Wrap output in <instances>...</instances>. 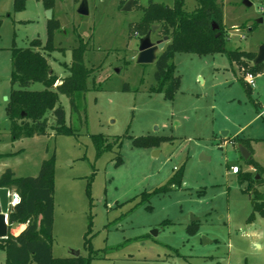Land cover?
<instances>
[{
  "label": "rangeland",
  "instance_id": "obj_1",
  "mask_svg": "<svg viewBox=\"0 0 264 264\" xmlns=\"http://www.w3.org/2000/svg\"><path fill=\"white\" fill-rule=\"evenodd\" d=\"M44 1L26 0L16 12L14 0H0V175L10 169L16 177H36L42 161L53 157V257L78 252L97 254L90 264H264V218L256 214L247 222L253 195L238 181L239 169L249 167L236 142L248 139L251 158L264 168V63L255 77L227 57L264 46V24L256 23L264 0H221L224 52L175 53L179 82L171 99L151 90L154 64L136 63L139 37L130 27L149 0H137L129 11H123L127 0H86L87 15L76 12L81 0H50V20L59 23L53 46L64 51L44 49L50 21ZM195 7V0H185V11ZM158 30L152 40L162 38ZM77 34L87 43L84 65L93 71L87 90L75 95L76 111L59 96L73 133L55 135L48 128L46 135L12 141L11 50L33 49L62 79ZM33 40L40 44L32 46ZM246 73L255 78L248 93L239 80ZM43 89L40 83L29 87ZM45 117L53 126L52 113ZM98 136L111 148L98 153ZM145 137L157 146L139 145ZM181 167L179 187L142 199ZM258 192L264 195V187ZM190 224L198 225L195 235L187 232Z\"/></svg>",
  "mask_w": 264,
  "mask_h": 264
},
{
  "label": "trees",
  "instance_id": "obj_2",
  "mask_svg": "<svg viewBox=\"0 0 264 264\" xmlns=\"http://www.w3.org/2000/svg\"><path fill=\"white\" fill-rule=\"evenodd\" d=\"M26 0H14L13 8L16 12L24 10ZM126 2V1H125ZM123 2V4L125 3ZM196 7L187 12L184 9L185 0H173L172 7L154 3L143 8L140 21L134 22L130 27L131 36L142 37L152 25H158V33L162 37L167 36L165 48L158 53L154 63L155 85L151 90L161 93L165 98L171 99L178 87V77L175 74L172 58L175 53H190L200 56L224 52V25L221 0H195ZM137 3L134 0L133 6ZM44 5L51 8L50 0H45ZM217 29H212V24ZM59 23L55 20L47 21V41L44 49L48 51L56 49L53 46L55 31ZM75 30V29H74ZM77 46L70 51L71 62L64 68L68 76L58 79L54 74H49V66L45 58L31 48H13L11 50V91L8 99L7 116L9 119V135L12 141L33 138L46 135L47 129L52 128L55 135L72 134L73 130L65 125V112L59 105V96H65L73 110L75 95L85 92L86 81L93 69L84 65V53L87 43L77 34ZM38 40L31 42L32 46L39 45ZM227 57L235 62L240 69L246 68L256 74L261 70V65H252L255 54L242 51H229ZM240 82L248 93V86L241 77ZM40 83L44 86L41 91H31V84ZM127 86L124 89L127 90ZM47 112L52 113L54 125L49 126L45 117ZM101 136L94 137V145L98 153L110 149L111 145L102 144ZM240 147L251 152L249 141L238 139ZM157 140H149L148 137L140 138L141 146H157ZM119 146V144H118ZM1 157V156H0ZM247 167L261 177L264 168L251 155L244 160ZM255 174L243 172L237 173L239 183H245V191L253 195L251 200L252 212L247 222L254 221L255 215L264 218V195L258 192V188L264 187V180H255ZM183 168H179L168 181L149 193L142 195L143 200L150 199L154 195L167 193L182 183ZM53 181L54 160L53 157L42 161L36 177H16L10 169H6L0 175V188H6L18 195L19 202L13 206L7 216L9 230L22 225L24 229L17 235L8 233L5 239L0 240V249L5 253V264H90L92 259L98 258L97 254L88 257L54 258L52 255V228H53ZM263 196L262 200H258ZM189 235L198 232L197 224L187 226Z\"/></svg>",
  "mask_w": 264,
  "mask_h": 264
},
{
  "label": "water",
  "instance_id": "obj_3",
  "mask_svg": "<svg viewBox=\"0 0 264 264\" xmlns=\"http://www.w3.org/2000/svg\"><path fill=\"white\" fill-rule=\"evenodd\" d=\"M133 3L134 0H127L123 7V11L131 10ZM76 12L79 15L88 14V7L86 0L80 1ZM45 15H46V19L50 20L52 17L51 9H47ZM256 23L264 24V13L260 18L257 19ZM158 28H159L158 25H152L150 30L144 36L139 38L137 57H136L137 64H154L158 53H160L165 48L166 42L168 41L167 36H164L154 41L151 39L152 33L156 32ZM217 28H218L217 25L213 23L212 29L215 30ZM263 62H264V46H260L255 55V58L252 61V64L256 66ZM49 74H51V71H49ZM239 151L244 159H247L250 156L249 152L243 147H240ZM258 179L259 176L256 174L255 180ZM13 197L14 196L11 195V192L8 189L0 188V240L5 239L8 233H10L6 216L8 215L9 210L13 207L12 205H10V201ZM78 255H79L78 252H72L71 254L72 257H77Z\"/></svg>",
  "mask_w": 264,
  "mask_h": 264
},
{
  "label": "built area",
  "instance_id": "obj_4",
  "mask_svg": "<svg viewBox=\"0 0 264 264\" xmlns=\"http://www.w3.org/2000/svg\"><path fill=\"white\" fill-rule=\"evenodd\" d=\"M262 13H264V12L262 11ZM254 79L255 78L251 73H246L244 75V81L250 87H254ZM11 195H13L14 197L11 199L10 205L15 206L19 202V197L17 194H15L13 192H11ZM7 216H6V218H7Z\"/></svg>",
  "mask_w": 264,
  "mask_h": 264
},
{
  "label": "crops",
  "instance_id": "obj_5",
  "mask_svg": "<svg viewBox=\"0 0 264 264\" xmlns=\"http://www.w3.org/2000/svg\"><path fill=\"white\" fill-rule=\"evenodd\" d=\"M133 7V6H132ZM223 25H224V23H223ZM157 39H159V38H156L155 40H157ZM154 41V40H153ZM167 43V42H166ZM250 53H252V52H250ZM253 54H255L256 55V53H253ZM264 63V62H263ZM263 63H261V64H263ZM251 64H252V62H251ZM253 65V64H252ZM255 66V65H254ZM239 68V67H238ZM261 70H262V68H261ZM261 70L259 71V72H257L256 74H255V77H257V75H259L260 73H262L261 72ZM241 78V77H240ZM253 89V87H250V90H252ZM236 137H238L239 138V136H236ZM235 138V137H234ZM240 139V138H239ZM243 140H248V139H244V138H242ZM249 144V143H248ZM248 172H250V171H252V169L249 167L248 169ZM24 229V226H22V225H18V226H15V227H13V228H11L10 230H9V232L11 233V234H13V235H17L18 233H20L22 230ZM15 231H17V232H15Z\"/></svg>",
  "mask_w": 264,
  "mask_h": 264
}]
</instances>
